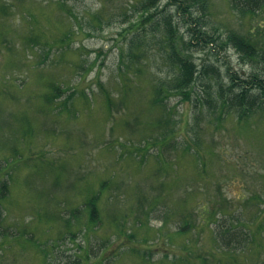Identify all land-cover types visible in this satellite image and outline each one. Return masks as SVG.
Here are the masks:
<instances>
[{
    "label": "rangeland",
    "instance_id": "rangeland-1",
    "mask_svg": "<svg viewBox=\"0 0 264 264\" xmlns=\"http://www.w3.org/2000/svg\"><path fill=\"white\" fill-rule=\"evenodd\" d=\"M58 1L62 2V7L57 0H0V8L10 14L8 18L3 19L4 24L9 25L16 32L7 39L8 43L11 46L17 45L19 49L23 45L22 32L30 29L25 22L28 13L33 14L34 17L31 21L33 31L42 28L51 37L60 36L64 26L68 27L72 23L74 28L77 25L71 15L82 20L80 24L82 32H77L74 36L70 51L62 53L54 49L50 58L44 63L35 62L33 64L35 68L26 69V66H20L19 70L24 76L15 77L12 75L13 71L7 70L8 43L5 42V35L0 40V152L2 153L0 159L4 161L9 159L12 149L20 153V158L13 160L10 164L13 167L7 176L4 173L9 168L3 167L5 164L0 162L2 167L0 181L6 180L8 183V190L11 193L9 199L12 200L11 203H4L5 218L0 222V264H87V262L89 264L92 262L140 264L137 258L124 248L118 254L115 253L116 255L107 252L104 257H101L105 244L110 246L115 240L125 241L124 237L133 239L125 247L137 248L134 253L140 254L143 250L152 248L151 260H154L155 264H167L161 258L165 257L163 254L169 253L166 249L168 246L172 247V244H169L165 235L147 230L145 225L138 226L139 224H136L133 219L136 213L132 210L128 211L127 221L123 219V215L119 217L118 223H124V225L116 226L109 223L111 226L106 228L90 230L85 229L86 227L82 224L73 222L69 223V227L65 225L68 210L79 207L84 209L81 197L83 196L84 199L85 189L80 193L81 197L78 194L63 195L65 200L62 198V193L57 196V192L49 190L51 183L54 185V190L59 192L62 189H76L80 192L89 180L98 178L96 181L98 184L109 171L113 174L107 177L108 183L117 191L119 188L123 191L115 192L117 197H114L113 203L118 207L120 201L124 202L126 196L130 200H136L137 195L142 193L141 188L146 192L151 186L162 184L163 193L167 194L160 202L164 208L179 210L180 198L173 195L177 193L179 197L185 196L181 197L184 209L182 208L181 213L179 212L177 222L183 215L189 216V208L195 204L197 198H206L210 204L222 207V215L225 214L223 218H226L227 205L228 211L238 210L239 212L236 213L245 216L246 222L253 220L252 216L258 210V205L250 200L249 203L246 198L252 191H256L264 198V152L259 149V146L255 147L257 139L264 140V123L260 117H256L252 123L253 133L242 136L244 128L240 127L241 133L236 135V128H234L236 126L226 128V118L223 120L224 127H216L217 124L214 122L216 119L213 117L204 118L198 126L194 125L191 110L196 93H191V100H182L181 96L168 98L170 104L176 105L174 108L176 115H174L177 122L175 123L176 140L172 139L170 142L180 144L188 136L195 139L204 135L206 141L215 145L214 151L218 156L206 155L211 162L207 167L206 176L199 175L205 179H199L196 175L197 168L192 166L193 160L188 159L191 165L181 158L173 159L175 153L173 149L165 152V157L168 159L164 157L160 145L153 139L158 136L157 131L153 128L148 129L145 124L149 119L148 113L139 114L141 110L149 107V98L144 96L145 93L150 92L149 80L139 83L130 81L133 85H129L126 89L132 92L128 93L123 103L119 101L123 88V74L119 69L118 49L128 35L127 32L124 35L120 33L124 32L127 25L129 26V20L134 22L137 17L135 9L128 5L130 0ZM164 3L165 1L162 0L160 6ZM204 4L205 10L198 6L192 8V11L202 17V22L210 33L216 28L219 34L226 29L248 31L251 21L249 14L245 16L233 14L228 0H204ZM169 10L173 19L178 22L179 18L173 15L174 7ZM99 11L101 12L99 14L104 13L102 17L104 22L100 25L96 21L92 25L91 13ZM124 12H127L126 18H122ZM256 19L264 20V12ZM179 28L183 37L186 36L185 39H188L185 26L180 24ZM151 45L152 51L148 55L149 58L147 57V67H150L153 72L161 73L163 68L158 67L162 63L158 53L155 52L156 45L153 43ZM79 47L80 54L78 50H73ZM209 47L212 46L206 49L192 46L189 50L190 56L197 63L206 61L214 65L219 73V79L206 77L205 81L199 79L195 82L194 89L205 97L209 91L218 90L217 82L218 84L221 82L224 87L228 85V71H234L236 75L242 77L248 76L255 70L262 71V66L244 62L231 47H212L211 50ZM154 52L155 55H153ZM29 58L32 60L31 63L35 61L33 56ZM42 58L43 56H39L40 60ZM81 66L89 69L81 74ZM46 80L68 86L69 89L63 97L71 93L74 86L84 88L89 92L90 97L86 100L82 99V103L75 106L71 113L66 110L54 113L44 104H40L44 106L39 108L40 113L36 106L39 104L38 93L41 92L42 95L46 93L47 87L43 86ZM98 81L104 84L119 104L112 106V115H107L106 100L102 97L103 92H100ZM90 91L93 93L90 94ZM11 92L14 95L12 98L8 94ZM126 118L131 123L139 124L125 126ZM24 123L33 133H25ZM192 125L200 130L197 135L192 132L194 130ZM146 136L152 142L151 145L148 142L146 146L141 140L135 142ZM127 150L130 154L124 153ZM179 153L182 154L181 151ZM189 153L186 154L190 155ZM160 175L166 179L167 183ZM155 191L157 192L154 189L153 193ZM191 193H194L196 197H192ZM27 196L30 197L29 201ZM18 197L21 199L17 200ZM68 197H71L70 201L67 200ZM103 203L100 204L103 215L109 216L118 212L114 205H110V202L104 200ZM123 205L126 207L130 204L124 202ZM263 207L262 202L261 208ZM44 213L47 218L55 220L45 219ZM59 214L61 215L58 216ZM81 218L85 219L83 215ZM149 218V226L153 228L160 226L157 217ZM164 222L166 225L162 229L165 231L166 229L174 230L178 226L171 221ZM214 229H216L215 225ZM192 232L196 243L194 242L191 246L194 255L190 256L202 254V257L204 255L208 257L207 263L199 257L193 264H212L215 261L213 255H217L219 250L216 244L214 248L213 232L208 227L199 228L197 231L192 230ZM1 233L6 235L2 236ZM70 233H75L73 240ZM109 241L111 243H108ZM175 242L180 243L177 240ZM84 250L88 255L86 259L82 257L85 254ZM178 250L180 251L175 252L182 255L184 250ZM261 253L259 258L262 260L264 253Z\"/></svg>",
    "mask_w": 264,
    "mask_h": 264
},
{
    "label": "trees",
    "instance_id": "trees-1",
    "mask_svg": "<svg viewBox=\"0 0 264 264\" xmlns=\"http://www.w3.org/2000/svg\"><path fill=\"white\" fill-rule=\"evenodd\" d=\"M161 1L162 0H130L128 4L129 7L135 9L137 17L134 22L129 20V26L127 25L123 30L124 32L120 33L121 35H124L127 32L128 35L125 38L123 45L118 49V53L120 54L119 69L123 74V88L119 101L120 103H123V100L128 93L132 92L131 90L128 92L126 89L129 85H133L130 81L133 83H139L149 80L151 85L150 92L145 93L144 95L149 98V107L141 110L139 114L143 115L144 113H148L149 119L145 124L148 129L153 128L158 133V136L155 138L153 137L154 141H157L160 145L162 150L161 153L164 157L166 151L173 149L175 150L172 157L173 159L178 157L184 162L190 164L191 162L188 159L193 160V165H191L197 168L196 175L199 179H205L199 177V175L202 177L206 176L207 167L211 162L210 158H206V155L214 154L218 156L214 151L215 145L206 141L204 135H201L200 138L196 137L195 139L191 138L192 136H188L186 140L180 144H172L170 141H172V139L176 140L177 137L175 129V123H177L175 117L176 112L174 110L176 105L170 104L168 98L172 96H181L182 100H191V93H196V97L193 98L194 101L191 110V116L194 125L196 126H198L204 118L213 117L216 119L214 121L217 124L216 127H224L223 120L226 118V128L228 126H236L234 128H236L237 135L238 133H241L240 127H242L244 128L242 129V132L244 133H242V136H244L245 134L253 133L254 126H252V123L255 121L256 117L259 116L264 123V20L256 19L257 16L264 12V0H228L229 7L233 14L242 16L249 14V18L251 19L250 27L246 32H240L235 29H226V31L220 34L217 28L214 29L212 33L207 31L202 22V17L192 11V8L198 6L205 10L204 0H164L165 3L160 6ZM57 2L59 3L58 0ZM59 4L62 7V2ZM172 7L175 9L173 15H176L179 18L178 22L173 19L169 10ZM99 13L101 12L91 13L90 22L92 25H94V22L96 21H98L100 25L104 22L102 20L104 13ZM126 13L127 12L123 13L124 16L122 18H126ZM204 14L205 13H203V15ZM9 15L8 11L6 12V10L0 8V40L3 39L2 36L5 35V42L7 43V39L10 38L12 34L16 33L12 27L4 24L3 19L8 18L7 16ZM27 16L29 18L27 17L25 22L29 25L30 29L22 32V48L19 49L15 44L14 46H11L9 43L7 45L8 48H6V68L10 72L13 71L12 75L15 77H19L20 75L24 76L19 70L20 66H26V69L35 68L36 66L33 64L35 62L39 64L41 61L44 63L50 58L51 52L54 49L60 50L62 53L67 52L68 50L70 51L72 49L71 43L74 36L77 35V32H82V27L80 25L82 20L73 15L71 16L75 21V25H77L74 26V28L72 23L68 27L64 26L63 32L60 33V36L52 37L42 28L33 31L34 27L31 23V21H33L32 18H34L33 14L28 13ZM46 19L48 20V18ZM48 21L52 25L50 20ZM180 24L185 26V32L188 39H185L186 36L184 35V38L183 34L180 32ZM152 43L156 45L157 50L155 52L158 53L162 63V65L158 66L163 68L161 73H158V71L153 72L150 67H147L148 55L152 51ZM192 46L199 49H206L208 46H212L213 48L231 47L244 62L252 65H259V67L262 66V71L257 72L255 70L248 76L243 77L236 75L234 71H228V85L224 87L220 81V84L217 82L216 85L218 86V90L215 92L209 91L205 97L204 94L199 93L197 92L198 90L194 89L195 82L199 79L205 81L206 77L219 79V73L214 65L207 63L206 61L197 63L189 54L190 47ZM212 47H209V49L211 50ZM73 50H78L77 52L80 54V47ZM155 52L153 55H155ZM32 56L35 59L33 63H31L32 60L29 58ZM39 56H43V58L40 60ZM142 61L145 62L146 65L143 64ZM81 68V74L83 71L85 73L89 69L84 66H81ZM130 70H133L134 72H131ZM51 81L52 80H46L43 85L47 87V91H45L46 93L43 95L41 92L38 93L40 96L38 97L39 104L36 106L40 113L41 111L39 108H43L44 106H47V109H52L54 113L62 110L71 113L75 106L82 103V99L86 100L90 97L89 92L84 90V88L80 89L77 86H74L71 93L63 97L69 87L64 86L63 83L58 82L56 84ZM97 85L100 92H103V99L106 100L105 104L107 106L105 108L107 109V115H112V106L119 104L113 99L112 94L106 89L101 81H98ZM91 93L93 92L90 91V94ZM8 94L11 98L14 96L12 92ZM92 100L94 101V98ZM40 104H44V106H40ZM47 109L45 108L46 111H48ZM142 118L144 119V117ZM125 121V126L139 124L138 122L131 123L128 118H126ZM26 122L30 123L28 121ZM40 123H42V121ZM192 127V129H194L192 132L197 135L200 130L193 125ZM24 128L25 133H33L31 128L25 123ZM231 129L233 130V127H231ZM202 132L204 131L202 130ZM254 134L256 135V131H254ZM247 139H249V137H247ZM139 140H141L146 146L148 142H150L147 139V136L138 139L135 142H139ZM249 140L251 141V139ZM256 142L258 145L256 144L255 147L259 146V149H262V152H264V140L257 139ZM136 144H134V146ZM149 144L151 145L152 142ZM193 148H195V150ZM148 149H150V147ZM180 151L182 153L181 155L179 153ZM188 152H190V155L186 154ZM124 153L130 154V151L127 150ZM0 154L2 155L1 152ZM18 158H20V153L17 150L12 149L9 159L6 161L0 159V162L5 164L3 167H7V169L9 168L8 170H5L4 175H9L12 169L11 167H13V165L10 164H12L13 160L16 161ZM1 170L2 167L0 166V171ZM107 174L108 175L101 178V182L98 184H96L98 178L89 180L87 185L83 187L80 192L76 189H62L59 192V190H54V185L51 183L52 186L49 190L57 192V196L62 193V198H65L63 195L70 196L72 194H78V196L81 197L80 193L85 189L84 199H86L84 200L82 198L83 196L81 197L84 209L83 207H79L68 210L69 214L64 221L65 225L70 226L69 223L73 222L74 224H82L84 225L83 227H86L85 229L89 230L99 227L106 228L111 226L109 223L115 224L116 226L124 225V223H118L120 221L118 220L119 217L123 215V219L127 221L129 217L128 211L132 210L136 213L133 219L136 224H139L138 226L145 225L147 230H152L157 234L165 235L166 240H168L169 244H172V247H174L172 248L168 246L166 251H169V253L163 254L165 257L161 258V260H165L167 264H193L199 257L207 263V255H204V257H202V254L190 256L194 255L192 254L191 249L193 248L191 246L196 241L193 240L191 232L192 230L197 231V229L204 227H208L210 231L213 232L214 248H216L215 244L219 246L217 255H213L215 261L210 263L264 264V258L262 260L259 258L261 257V252L264 253V207L261 208L262 202L264 203V198L256 191L250 192V196H248L249 198H246L248 201H252L253 204L256 203V205H258V210L253 214V220L251 221L248 220L246 222L245 216L236 213L239 212L238 210L236 212L228 211L227 205L226 218H223L225 214L222 215V207L214 206L216 204H210L206 198H197L195 204L189 208V216L183 215V217L177 222L179 212L181 213L184 209L182 198L185 196L179 197L177 193L173 195L171 191V194L174 197L180 198V209L174 210L173 208H164L160 202L167 194L163 193V186L162 184H159L157 186H151L146 192L141 188L142 193L141 195H137L136 200L131 199V201L128 196H126L124 202H127V204L130 205L125 207V204L123 205L124 202L120 201L119 207H125L120 209L113 203L114 197H117V194H115L117 190L116 188L111 187L107 181V177H111L113 173L109 171ZM162 180L167 183L165 178H162ZM154 189L157 190V192L155 191V193H153ZM118 190L123 192L121 188ZM193 190L196 191L195 189ZM89 193L90 195H88ZM10 195L11 193L8 190V183L6 180H1L0 222L5 218V215L3 214V210L5 209L4 203L7 204L12 202V200L9 199ZM23 196L22 200L26 197ZM191 196L196 197L194 193H191ZM70 198L68 197L67 200ZM19 199H21V197L17 198V200ZM29 199L30 197L27 196V201H29ZM186 199L188 198L186 197ZM104 200L110 202V205H114L118 212L111 215L109 214V216L103 215L100 210V204H104ZM60 215L61 214L58 216ZM82 215L85 219L81 218ZM43 216L45 219L52 221L55 220L54 218H47L45 213ZM152 216L157 217L160 221V226L156 228L149 226V217ZM71 219L73 220L71 221ZM130 219L132 218L130 217ZM164 221L177 223L178 226H176L174 230L168 231L166 229L165 231L162 229L165 227L164 225H166ZM213 224L216 229H214ZM115 233L116 232H114V234ZM1 234L2 236L6 235L5 233ZM74 234L75 233H70L71 240L74 239ZM123 239H125V241H113L110 246H106L105 244L103 246V248L105 247L104 250H102L103 252L101 251V257H104L107 252L118 254V252L124 248V250H128L132 256L136 257L140 264H155V261L151 260L153 255L152 248L147 249V251L143 250L140 254L134 253L137 251V248L132 249L125 247L130 241H133V239L128 237H124ZM175 240L180 243L177 244ZM147 242L149 244V241ZM108 243H111V241ZM178 249L184 250L182 255L175 252L180 251ZM87 256L88 255H86L85 251V254H83L82 257L86 259ZM82 257L80 258L82 259ZM193 258H195L194 261ZM87 264H89V262H87ZM92 264H96V262H92Z\"/></svg>",
    "mask_w": 264,
    "mask_h": 264
}]
</instances>
